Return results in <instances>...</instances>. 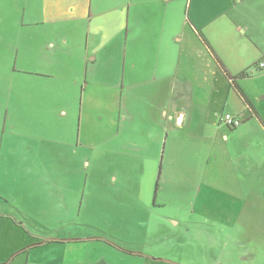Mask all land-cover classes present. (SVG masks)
I'll return each instance as SVG.
<instances>
[{"label":"crops","instance_id":"crops-1","mask_svg":"<svg viewBox=\"0 0 264 264\" xmlns=\"http://www.w3.org/2000/svg\"><path fill=\"white\" fill-rule=\"evenodd\" d=\"M263 59L264 0H0V165H15L0 178V264L259 259ZM46 143L48 190L28 175ZM95 171L105 180L90 187ZM134 172H158L135 186L143 219L184 230L173 260L128 233L142 217L116 183ZM167 205L179 214L159 217Z\"/></svg>","mask_w":264,"mask_h":264},{"label":"rangeland","instance_id":"rangeland-1","mask_svg":"<svg viewBox=\"0 0 264 264\" xmlns=\"http://www.w3.org/2000/svg\"><path fill=\"white\" fill-rule=\"evenodd\" d=\"M139 130L141 131L140 122H137L134 124V128H126L125 134L128 135V134L133 133V132H138ZM30 144L36 145V144H38V141L32 139V137H31L30 138ZM52 151H53L52 143H46L45 149L42 150L40 155H31V154H33V152L30 151L31 157H41V158H44L47 160V166H43L42 171L40 168V173H36V171L33 170L31 166H28V175H31L32 177L35 175H39L38 180H41L42 177L44 176L42 181H38V184L41 185L42 189H46V190L49 189L51 177L54 180V176L52 175V173L57 174V171L55 170L56 168L53 167V163H52V161L56 160V158L53 157ZM35 154H36V151H35ZM168 154H169V142H168V147H167V155ZM14 167H15V165H0V178H2L4 174H15ZM9 168H11V169L9 170ZM54 170H55V172H54ZM22 171H24L23 168H22ZM123 175H124V177L122 178V180H121V176H122V174H121L120 178L118 179V183H116L117 184V186H116L117 191L120 192L124 197L122 199V201H124V203L122 205L123 206L122 210H124L125 207L128 205L124 199H125L127 192L131 188L132 192L134 193V199H136L138 202L137 203L138 204V213L142 217V219L138 220L137 226L131 227V229L128 230V233L131 236L135 235L137 240H139V241L143 240V239L147 240L143 249H147L149 252H152L154 254H158L160 252L165 253V254H167V257H166L167 261L173 260L174 257H177V255H176L177 251L175 249L176 238H174L175 232H177L180 229L183 230V228H177L173 224H169L168 222L166 225H164V227H157V224L155 222L143 219L144 217H146L148 215V211L146 209V206H143V205L139 206V203L144 201L145 199L148 200V197H147V195L139 194L138 189L135 190V186L137 183H139V191H140V186L142 184H144L146 186L147 184H145V183H149L154 178H155V182L157 184L158 172L155 175L153 172L123 173ZM165 177H167V174L162 175L161 185L164 184ZM32 180L33 179L30 178V179H28V182H31ZM104 180H105V177L99 171H95V175L91 179L90 187H93L95 184L104 183ZM106 181H108L107 178H106ZM111 182H112V180H111V178H109V183H111ZM109 183H107V184H109ZM153 184L154 183L150 184V186ZM166 184H167V181H166ZM108 191H110V190L108 189ZM96 192H97V189H96ZM165 200H166V193H165ZM149 207L150 206H147L148 209H149ZM162 209H164V210H162ZM116 211H118V209H116ZM179 212H180L179 208H171V207L168 208V205H167V206H164L163 208H161L156 213L159 214V217H163L166 215L177 216L179 214ZM125 214H127L128 217L134 215V209L129 210ZM152 215H153V213H152ZM109 221H112V220H109ZM115 230H120L121 234L123 233L122 228L121 229L115 228ZM238 231H239V228L236 227L233 230H231L229 232V234H233V235L234 234H241ZM249 231L252 232L250 234V236L251 235L257 236L256 229L250 228ZM222 233H224V232H222ZM169 236L171 237V239H169ZM238 260H239L238 258L231 259V260H229V262H227V264H237ZM247 264H264V254L262 256H260L259 259L251 260L249 258L247 261Z\"/></svg>","mask_w":264,"mask_h":264},{"label":"built area","instance_id":"built-area-1","mask_svg":"<svg viewBox=\"0 0 264 264\" xmlns=\"http://www.w3.org/2000/svg\"><path fill=\"white\" fill-rule=\"evenodd\" d=\"M258 67L264 68V59L259 61ZM220 119L223 123L227 124L232 128H236L237 126H240L242 124L241 118L234 116L232 113L229 112L221 114Z\"/></svg>","mask_w":264,"mask_h":264},{"label":"trees","instance_id":"trees-1","mask_svg":"<svg viewBox=\"0 0 264 264\" xmlns=\"http://www.w3.org/2000/svg\"><path fill=\"white\" fill-rule=\"evenodd\" d=\"M109 243H113V244H116V243H114V242H111V241H108ZM117 245V244H116Z\"/></svg>","mask_w":264,"mask_h":264}]
</instances>
